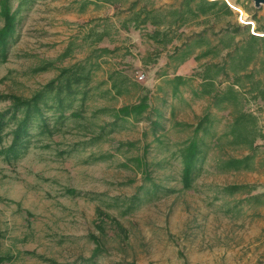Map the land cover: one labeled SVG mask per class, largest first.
I'll list each match as a JSON object with an SVG mask.
<instances>
[{
  "label": "rangeland",
  "instance_id": "rangeland-1",
  "mask_svg": "<svg viewBox=\"0 0 264 264\" xmlns=\"http://www.w3.org/2000/svg\"><path fill=\"white\" fill-rule=\"evenodd\" d=\"M10 1L5 11L20 14V23L0 62V113L13 96L30 98L51 82L84 78L74 83L81 93L63 118L46 111L55 118L52 134L38 135L18 160L0 155V264H264V101L251 93L252 80L242 79L241 101L216 107L208 66L224 60L228 45L243 49L248 33L264 35V5L222 0L232 15L218 5L166 30L163 15L182 8L181 0H125L120 10L137 1L141 14L165 7L139 28L125 23L132 12L113 18L108 0H31L22 11L26 0ZM179 18L167 15L169 22ZM237 25L249 32L232 43ZM164 30L173 37L167 48ZM201 36L214 41L197 44ZM182 54L187 58L176 66ZM255 74L256 81L264 71ZM175 75L189 82L165 107ZM217 83L219 92L228 90L224 77ZM146 94L163 112L150 118L164 129L154 133L146 120L115 122L117 109ZM242 109L263 135L251 152L225 135ZM200 123L208 126L198 133L206 157L187 188L179 149ZM248 154V170L225 169L227 160ZM236 185L247 187L231 191Z\"/></svg>",
  "mask_w": 264,
  "mask_h": 264
},
{
  "label": "trees",
  "instance_id": "trees-1",
  "mask_svg": "<svg viewBox=\"0 0 264 264\" xmlns=\"http://www.w3.org/2000/svg\"><path fill=\"white\" fill-rule=\"evenodd\" d=\"M225 1V0H223ZM222 0H181V6L179 10H170L167 12V15L177 14L180 18L175 21L169 22L167 20V15H163V22L160 26L163 29L169 30L173 26H183L185 22V15L192 13L196 17L207 16L214 13V8L220 5L222 2V7L225 9V13L232 15L233 11L224 4ZM10 0H0V5L2 7V14L4 17L5 27L0 30V62L5 61L9 54L10 45L15 38L16 31L19 30L18 25L20 23V14H7L5 8H7ZM26 2L30 3L31 0H26L20 3V11L22 7L26 5ZM226 3V2H225ZM10 4V3H9ZM139 2H133L129 10L121 11V16L126 12H132V16L126 20V25L134 23L136 28H139L142 24L145 25L149 23V18L154 17L155 12L164 11L165 7L160 9H151L145 10L143 14L135 12V9L138 7ZM8 9V8H7ZM144 11V10H143ZM144 16V17H143ZM182 21V22H181ZM157 23V22H156ZM158 23H161L158 21ZM248 27H243L237 25L231 28L232 31V43L237 38V33L249 32ZM233 29V30H232ZM162 34L163 37H166L165 40L166 48L172 43L173 37H168V33L165 34V31ZM161 31V30H159ZM208 31V30H207ZM157 35V34H156ZM215 35V34H214ZM213 35V36H214ZM205 36H201L197 40V44H202ZM247 41H243L242 46H239L237 43L236 49L231 48L230 45L227 46L228 51L222 62L211 63L209 70L212 73L211 85L215 87V93L212 98L214 100V105L219 107L223 102H230V99H234L238 102L242 96L241 92L236 90L237 88H243L244 80L250 79L252 91L254 98L264 101V74L262 78L258 80L255 79V72L257 69L264 71V35L258 37L255 34H249L247 36ZM214 40H206L204 44H211ZM222 43V40H220ZM245 44V46H244ZM233 46V45H232ZM243 50V51H242ZM239 51V52H238ZM209 50L204 52V55H209ZM248 55V57L241 58V55ZM187 58L186 54L182 56H177L175 60V65L178 66L182 64ZM257 59L260 60V63H254ZM254 63V64H253ZM239 64V65H235ZM239 66V67H238ZM257 67V68H256ZM250 69V70H249ZM210 73V72H209ZM220 77H224L225 81H228L229 88L227 91L221 93L219 92L217 80ZM84 77L80 76L79 81L68 80L63 83L56 84V82H51L49 87L44 91L37 92L32 95L30 98H22L13 96L12 97V106L6 111L0 113V155H2L7 161L11 162L18 160L28 149L32 140L37 139L38 135L49 133L52 134V127L49 125V122L52 121L53 117L46 114L47 110H55V113H58V117H64V110L67 107H71L77 97V94L81 93V90L78 89L74 83L80 82ZM75 81V82H74ZM189 79L181 76L175 75L173 79L168 80V83L172 84V95L163 96L162 103L167 105L168 100H174L177 97L180 87L188 84ZM216 85V86H215ZM89 90V89H87ZM217 90V91H216ZM86 92V91H85ZM118 94H122V91H119ZM151 95V94H150ZM198 95V94H197ZM211 95V94H210ZM241 101V100H240ZM174 105H171L170 108H173ZM148 111L149 114H148ZM161 109H158L150 104V97L148 94L143 96L138 102L134 104H128L120 107L115 112V122L133 120L136 122L140 121H149L151 129L154 133L158 132L163 128V123L159 120H153L152 116L157 117L158 119L162 116ZM257 118L248 115L244 109L239 110L235 115L234 121L230 124L229 130L225 133L226 137L229 138L230 143L236 146H244L249 148V151H253L255 148V143L258 138L263 137L261 132H258L255 125ZM122 122V123H123ZM116 124V123H115ZM208 126H204L200 123L195 129V135L187 142L183 143V146L179 149V158L182 164V182L184 187H191L192 183L196 179V174L199 171L200 164L205 161L206 157V142L203 141L198 136L200 130H207ZM38 132H36V131ZM157 140L162 142V139L159 136ZM155 137V140H156ZM10 138V145H4V141ZM186 144V145H185ZM185 145V146H184ZM148 152V150H147ZM144 160V158H143ZM252 160V155L248 154L244 158L237 159L232 158L227 160V165L225 169H235V170H248L249 165ZM147 167L150 165L148 160H145ZM142 163V162H141ZM224 169V170H225ZM247 186H232L231 191L242 190ZM263 194H258L252 196L254 202L260 201ZM251 200V199H249ZM142 199L138 198L134 200L135 203H141ZM252 202V203H254ZM1 259H4L0 256Z\"/></svg>",
  "mask_w": 264,
  "mask_h": 264
},
{
  "label": "crops",
  "instance_id": "crops-1",
  "mask_svg": "<svg viewBox=\"0 0 264 264\" xmlns=\"http://www.w3.org/2000/svg\"><path fill=\"white\" fill-rule=\"evenodd\" d=\"M124 2H125V0H108V3H110L109 5L111 6V8L114 11L113 18H115V19L116 18H118V19L121 18L120 17L121 16V13L119 12V10L122 9L121 6L123 5ZM222 4L223 3L220 2V5H222ZM120 11H125V10H120ZM135 12H137V8L135 9Z\"/></svg>",
  "mask_w": 264,
  "mask_h": 264
},
{
  "label": "water",
  "instance_id": "water-1",
  "mask_svg": "<svg viewBox=\"0 0 264 264\" xmlns=\"http://www.w3.org/2000/svg\"><path fill=\"white\" fill-rule=\"evenodd\" d=\"M255 5L260 6V5H264V0H252ZM233 9H236L235 7ZM237 10V9H236Z\"/></svg>",
  "mask_w": 264,
  "mask_h": 264
},
{
  "label": "built area",
  "instance_id": "built-area-1",
  "mask_svg": "<svg viewBox=\"0 0 264 264\" xmlns=\"http://www.w3.org/2000/svg\"><path fill=\"white\" fill-rule=\"evenodd\" d=\"M226 1V0H225ZM230 5V4H229ZM246 24L247 25H252V24H254L253 22H250V21H248V22H246ZM252 33H254V30H252ZM144 78V76L142 75V76H140V79H143Z\"/></svg>",
  "mask_w": 264,
  "mask_h": 264
},
{
  "label": "bare ground",
  "instance_id": "bare-ground-1",
  "mask_svg": "<svg viewBox=\"0 0 264 264\" xmlns=\"http://www.w3.org/2000/svg\"><path fill=\"white\" fill-rule=\"evenodd\" d=\"M235 8H236V7H235ZM236 9H237V8H236ZM237 10H238V11H240V9H239V8H238ZM243 19H246V18H245V16L243 17ZM245 22H246V21H245Z\"/></svg>",
  "mask_w": 264,
  "mask_h": 264
}]
</instances>
